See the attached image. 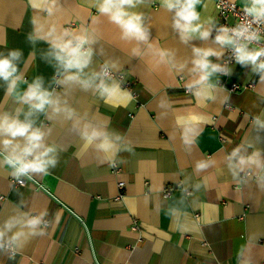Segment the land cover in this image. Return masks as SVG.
I'll return each mask as SVG.
<instances>
[{
	"label": "crops",
	"instance_id": "1",
	"mask_svg": "<svg viewBox=\"0 0 264 264\" xmlns=\"http://www.w3.org/2000/svg\"><path fill=\"white\" fill-rule=\"evenodd\" d=\"M229 1L242 7V0ZM214 2L202 0L198 11L218 26ZM60 5L55 16L46 17L28 0H0V52L21 50L17 64L28 83L42 76L44 87L63 96L69 86L52 82L55 61L44 56L49 45L27 38L33 31L30 21L35 17L73 30L87 27L98 41L85 71L115 62L111 71L123 77L122 89L129 91L124 85L131 84L136 99L124 106L126 98L118 94L105 103L78 85L67 96L79 114L88 113L93 122L107 124L122 137L115 167L94 148L83 150L71 120L39 115L37 123L52 128L46 143L63 148L60 162L47 176L33 174L35 180H26L24 187L13 186L10 170L0 167V223L17 210L38 214L45 209V219L52 223L14 258L0 254V264H264V188L255 180V170L246 183H240L244 172L234 180L226 159L237 144L251 142L264 160V129L257 132L252 126L255 115L264 119V81L253 65L226 63L227 49L220 58L210 57L230 72L212 77L218 83L215 100H197L185 90L196 78L189 71L192 48L219 50L212 42L215 29L208 40L182 43L171 27V13L159 0H146L138 10L145 14L153 48L140 43L142 55L136 57V42L122 40L119 28L97 13L90 0H60ZM161 48L174 53L172 65L157 63L154 52ZM232 85L240 89L231 91ZM5 88L0 81V111H27V105L5 95ZM192 115L200 122L192 124L194 142L186 145L176 118ZM199 161L214 163L197 170Z\"/></svg>",
	"mask_w": 264,
	"mask_h": 264
},
{
	"label": "clouds",
	"instance_id": "2",
	"mask_svg": "<svg viewBox=\"0 0 264 264\" xmlns=\"http://www.w3.org/2000/svg\"><path fill=\"white\" fill-rule=\"evenodd\" d=\"M146 0H90L92 8L102 16H106L110 23L120 30V38L125 41H135L137 46L132 49V55L139 57L142 51L139 44L143 43L148 49L153 48L149 40V27L145 24V14L138 9ZM34 11H42L46 17L55 16L61 10L60 0H28ZM202 0H159V5L171 13V27L179 33L182 43L190 40H208L215 36L212 42L219 45V50L212 47L193 46V67L189 70L195 79L185 85L186 92L197 100H215L218 83L212 77L218 73L228 74L230 69L219 63H213L210 57L220 58L225 49H231L235 62L253 65V70L260 74L264 81V0H242L244 16L241 22L234 27L219 24L213 17L201 18L198 5ZM33 31L28 35L29 42L35 44L44 41L49 45L45 58L51 57L55 61V75L52 82L57 85H68L65 95L58 93L55 88L51 90L44 87V78L35 77L31 83L20 72L17 61L22 52L19 49L10 50L7 55L0 52V81L5 82V95L12 97L16 102L27 105L14 109L12 114L7 110L0 111V167L10 170V175L21 185L25 180H35L34 175L47 176L50 169H54L60 162V153L63 148L55 142L46 143L51 137L52 128L46 127L43 122L37 123L40 114L48 120L63 118L72 121V130L76 132L83 142V150L94 148L96 152L103 153V159L115 167L119 152L122 151L117 141L122 137L109 131L107 124L93 122L88 113L82 115L77 112L67 98L73 85H78L82 91L92 90L108 103L109 98L121 95L126 98L127 104L132 103L136 97L131 91L122 89L121 81L112 74L117 68L115 62L105 61L98 70L86 72L92 63L94 49L92 47L98 40L87 27L73 30L55 23L39 22L35 17L31 19ZM47 24V30L45 26ZM158 57V64H173L174 53L170 49H158L154 52ZM51 62V61H49ZM174 66V65H173ZM181 69L185 67L180 65ZM87 73V74H86ZM20 84H27L25 90ZM228 97H225L227 100ZM50 110V111H49ZM23 115V119H21ZM177 125L183 128L182 139L184 144H192L191 136L195 133L193 123H199V117H177ZM252 126L257 130L264 129V119L255 115ZM259 136H257V140ZM253 148L251 153L248 149ZM227 167L233 179L240 178V183H246L253 178L264 188V160L261 150L254 147L251 142L237 144L226 157ZM120 163L122 161H119ZM214 161H199L197 170L206 169ZM51 195V193H49ZM55 198V197H53ZM20 201L18 209H22ZM49 213L45 209L38 214L31 211L17 210L7 216L0 223V254L7 253L9 258L24 248L31 238L43 236L52 221L45 219ZM56 223L60 215L54 217ZM241 247L238 256L242 254Z\"/></svg>",
	"mask_w": 264,
	"mask_h": 264
},
{
	"label": "built area",
	"instance_id": "3",
	"mask_svg": "<svg viewBox=\"0 0 264 264\" xmlns=\"http://www.w3.org/2000/svg\"><path fill=\"white\" fill-rule=\"evenodd\" d=\"M214 4H215L216 15H217L221 24H225V25H228L230 27H234L236 24L241 22V19L244 16L243 7H240V6H238L232 2L230 3L229 0H215ZM224 61L226 63H232L235 61L234 57L231 55V49L226 50L225 56H224ZM112 74L116 79L120 80L122 83L123 77L119 73L112 72ZM124 87H126L129 91H131L133 96H135V93L132 91V86L130 83L125 84ZM239 89L240 88L236 85H232L230 87L231 91H237ZM12 185L24 187L27 185V182L25 180L24 184L21 185L20 183H18L15 180V178H13ZM118 187H119V189H121L123 187V183H121V182L118 183ZM163 196L165 198L169 197L170 196L169 190H164ZM1 199L2 198H0V200Z\"/></svg>",
	"mask_w": 264,
	"mask_h": 264
}]
</instances>
